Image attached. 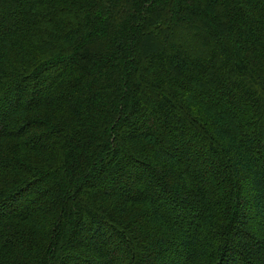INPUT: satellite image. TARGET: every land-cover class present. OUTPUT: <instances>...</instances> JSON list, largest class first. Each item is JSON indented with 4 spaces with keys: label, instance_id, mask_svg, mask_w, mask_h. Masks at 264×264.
<instances>
[{
    "label": "trees",
    "instance_id": "1",
    "mask_svg": "<svg viewBox=\"0 0 264 264\" xmlns=\"http://www.w3.org/2000/svg\"><path fill=\"white\" fill-rule=\"evenodd\" d=\"M0 264H264V0H0Z\"/></svg>",
    "mask_w": 264,
    "mask_h": 264
}]
</instances>
